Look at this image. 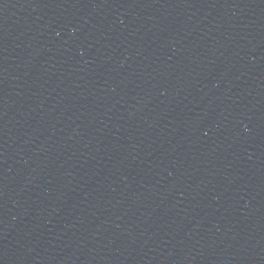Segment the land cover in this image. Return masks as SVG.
Instances as JSON below:
<instances>
[{
	"label": "water",
	"instance_id": "obj_1",
	"mask_svg": "<svg viewBox=\"0 0 264 264\" xmlns=\"http://www.w3.org/2000/svg\"><path fill=\"white\" fill-rule=\"evenodd\" d=\"M154 264H264V71L221 134Z\"/></svg>",
	"mask_w": 264,
	"mask_h": 264
}]
</instances>
